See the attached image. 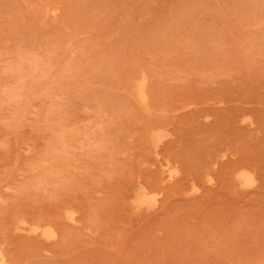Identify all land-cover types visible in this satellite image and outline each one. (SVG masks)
<instances>
[{
	"label": "rangeland",
	"instance_id": "374dc122",
	"mask_svg": "<svg viewBox=\"0 0 264 264\" xmlns=\"http://www.w3.org/2000/svg\"><path fill=\"white\" fill-rule=\"evenodd\" d=\"M79 2L85 6H79ZM98 2L101 4L98 5L97 0H77V2L75 0H0V89L3 92L0 91V136L5 137L0 138V237H2L0 264L4 261V264H45V262L67 264L68 260L69 264L72 262L74 264H264V0H98ZM76 4L78 7L74 6ZM206 6L209 7L208 10ZM85 10L86 17L89 16L87 22V18L84 20ZM72 13L78 14L72 16ZM82 14L84 16H81ZM77 22L83 24L80 23L77 27ZM166 23L169 25H166L168 29L163 26ZM53 26L59 30L55 31L54 28L59 35L55 36L54 31H51ZM157 27H160V30ZM167 31H170L168 32L170 35ZM62 36L67 38L63 37L64 40H61ZM148 46L154 50L158 49L152 51ZM81 49L84 51L82 52ZM42 51L46 53L42 55ZM153 52H156L154 55L156 58ZM163 53L165 56L162 57ZM23 55L27 57L29 55L31 58H24ZM20 56L23 58L20 59ZM76 56L80 57L79 60ZM160 57L164 58V62ZM73 58L74 61H71ZM8 60L11 67L6 63ZM10 61L14 66L17 63L16 66H12ZM153 64H157L158 68ZM6 65L8 68L3 67ZM64 65H67L66 68ZM23 69L29 74L23 73ZM56 69L57 72L60 70L58 73L62 78L67 76V80L58 77L60 75L57 74ZM66 70L71 72H69L70 78ZM15 74L26 75V78ZM53 75L57 77L56 80H60L53 79L55 80L53 81ZM17 80L18 83H15ZM38 80L40 85L42 86L43 83L44 86L42 89L38 85L41 90H37L38 87L34 86L39 84ZM31 86H34L37 92ZM19 90L23 95L16 92ZM17 98L20 100L18 101ZM99 117L107 120L103 121ZM149 120L151 121L148 123ZM98 123L107 127L100 128L97 126ZM112 125L113 128L115 126L114 129ZM108 134L114 138L111 139V135ZM109 139H111L110 143L107 141ZM87 143L90 145H86ZM60 148L66 152L62 153ZM61 153L65 157H62ZM101 157H104L103 161ZM96 159H99L100 164ZM28 161L30 167L26 164ZM50 162L55 163L52 166ZM55 164H59L58 167L61 165L62 170H59ZM73 165H76L75 168ZM104 165L107 169L103 167ZM234 165L237 166L234 168ZM98 167L105 168L106 171L104 169L101 171ZM223 169L228 173L222 171ZM245 171L252 177L251 180L247 179L249 176ZM215 176L217 178H214ZM159 178L162 183L165 180L163 185L159 184L161 183ZM249 180H253L252 183ZM38 182L39 185L41 184L40 187L37 185ZM59 185L66 188L62 189L61 186L59 188ZM67 186L70 189H67ZM151 186L155 190L151 189ZM163 187L165 188L162 189ZM56 188L62 191L58 192ZM173 188H176V191L172 190ZM258 190L261 194H258ZM168 193H171L170 199L166 198ZM180 200L182 203L179 202ZM91 211L93 214H89L92 213ZM69 214L75 220H72ZM166 221L167 225H165ZM155 229H158V232H154ZM146 231L149 233L146 234ZM4 238H7V243ZM40 238L43 242H40L38 247L36 243L41 241ZM29 243L35 244L32 247L37 246L39 249L41 245V251L37 249L40 252L38 254H44V260L41 261L43 257H35L38 254L35 248L32 250ZM72 246L77 249H74L76 254L73 248L70 249L73 255L68 252ZM27 248H29V254L27 253L29 257L25 256ZM128 248L130 251H127ZM56 251L65 254L61 256L63 261L69 259L63 262ZM31 256L35 257L34 262Z\"/></svg>",
	"mask_w": 264,
	"mask_h": 264
},
{
	"label": "bare ground",
	"instance_id": "6f19581e",
	"mask_svg": "<svg viewBox=\"0 0 264 264\" xmlns=\"http://www.w3.org/2000/svg\"><path fill=\"white\" fill-rule=\"evenodd\" d=\"M106 1H107V0H106ZM124 1H125V0H124ZM135 1H136V0H135ZM148 1H149V0H148ZM68 2H69V1H68ZM75 2H77V0H75ZM90 2H91V1H90ZM104 2H105V1H104ZM119 2H121V1H119ZM126 2H128V1H126ZM131 2H132V1H131ZM72 3H73V2H72ZM80 3H81V2H79V6H80V5L82 6V4H80ZM92 3H94V2H92ZM98 3L101 4V3L98 2V0H97V4H98ZM122 3H123V2H122ZM138 3H139V1H138ZM147 3H148V2H147ZM40 4H41V3H40ZM68 4H69V3H68ZM99 4H98V5H99ZM103 4H104V3H103ZM105 4H106V3H105ZM117 4H118V3H117ZM120 4H121V3H120ZM126 4L128 5V3H126ZM129 4H130V3H129ZM134 4H136V2H135ZM42 5H44V4H42ZM130 5H132V3H131ZM130 5H129V6H130ZM141 5H143V4H141ZM141 5H140V6H141ZM71 6H72V5H71ZM74 6H77V7H78V4H76V5H74ZM74 6H73V7H74ZM83 6H85V5H83ZM83 6H82V7H83ZM94 6H95V3H94ZM116 6H118V5H116ZM143 6H144V5H143ZM45 7H46V6H45ZM130 7L132 8V6H130ZM144 7H145V6H144ZM84 8H85V7H84ZM97 8H98V7H97ZM112 8H114V7H112ZM140 8H141V7H140ZM207 8L209 9V7L206 6V9H207ZM38 9H39V8H38ZM75 9H77V8H75ZM85 9H87V8H85ZM100 9H101V8H100ZM135 9H136V8H135ZM137 9H138V7H137ZM208 9H207V10H208ZM69 10H70V9H69ZM107 10H108V9H107ZM107 10H106V11H107ZM119 10H120V9H119ZM142 10H143V9H142ZM145 10H146V9H145ZM204 10H205V9H204ZM70 11H71V10H70ZM80 11H81V9H80ZM98 11H100V10H98ZM131 11H132V10H131ZM134 11H135V10H134ZM252 11H253V10H252ZM45 12H46V11H45ZM77 12H79V11H77ZM84 12H85L84 15L87 14V13H86V12H87L86 10H85ZM100 12H101V11H100ZM51 13H52V12H51ZM80 13H81V12H80ZM80 13H79V15H80ZM82 13H83V12H82ZM117 13H118V12H117ZM132 13H133V12H132ZM136 13H137V11H136ZM52 14H53V13H52ZM72 14H73L72 16H75V15L78 14V13H76L75 15H74V13H72ZM109 14H110V12H109ZM109 14H108V15H109ZM252 14H253V13H252ZM254 14H255V13H254ZM256 14H257V12H256ZM256 14H255V16H256ZM68 15H69V14H68ZM79 15H78V16H79ZM84 15L82 14L81 16H84ZM108 15H107V17H108ZM78 16H77V17H78ZM81 16H79V17H81ZM104 16H105V15H104ZM77 17H76V18H77ZM79 17H78V18H79ZM107 17H105V18H107ZM110 17H111V16H110ZM69 18H71V17H69ZM69 18H68V19H69ZM85 18H87V19H86V22H87L89 16L86 17V15H85V16H84V20H85ZM250 18H251V17H250ZM74 19H75V18H74ZM253 19H254V17H253ZM70 20H72V19H70ZM78 20H79V19H78ZM81 20L84 21L83 19H81ZM254 20H255V19H254ZM72 21H73V20H72ZM72 21H70V22H71V23H74V22H72ZM74 21H75V20H74ZM79 21H80V20H79ZM115 21H116V20H115ZM88 22H89V21H88ZM128 22H129V21H128ZM128 22H126V23H128ZM77 23H78V22H77ZM80 23L83 24V22H80ZM80 23H78L77 27L79 26ZM96 23H97V22H96ZM113 23H114V22H113ZM255 23H257V21H255ZM75 24H76V23H75ZM85 24H86V23H85ZM94 24H95V23H94ZM124 24H125V23H124ZM113 25H114V24H113ZM166 25H167V23H166L165 25H163V26H165V27L169 26V25H167V26H166ZM73 26H74V25H73ZM80 26H81V25H80ZM83 26H85V25H83ZM75 27H76V25H75ZM122 27H123V26H122ZM124 27H125V26H124ZM161 27H162V26H161ZM171 27H172V26H170V28H171ZM54 28L56 29V27L53 26V28H52L53 30H51V31H54ZM60 28L62 29V27H60ZM60 28H59V29H60ZM85 28H87V27H85ZM91 28H94V27H91ZM91 28H90V29H91ZM108 28H110V27H108ZM157 28H158V27H157ZM159 28H160V27H159ZM159 28H158V29H159ZM162 28H163V27H162ZM126 29H127V27H126ZM167 29H168V27H167ZM75 30H76V28H75ZM106 30H107V29H106ZM143 30H144V29H143ZM159 30H160V29H159ZM165 30H166V28H165ZM253 30H254V29H253ZM55 31H59V30L56 29ZM55 31H54L53 33H54L55 36H56V34H58V33H56ZM62 31H63V30H62ZM76 31H77V30H76ZM96 31H97V30H96ZM163 32H164V31H163ZM168 32H170V31H167V33H168ZM76 33H78V31H77ZM161 33H162V32H161ZM161 33H159V34H161ZM172 33H173V32H172ZM143 34H144V33H143ZM168 34H169V33H168ZM173 34H174V33H173ZM58 35H59V34H58ZM61 35H63V34L61 33ZM73 35L75 36V34H73ZM169 35H170V34H169ZM66 36H67V35H66ZM165 36L167 37L168 35L165 34ZM172 36H174V35H172ZM63 37H64V36H62L60 39H61V40H62V39L64 40L65 37H64V38H63ZM168 37H169V36H168ZM66 38H67V37H66ZM66 38H65V39H66ZM69 38H70V37H69ZM69 38H68V39H69ZM171 38H172V37H171ZM175 38H176V36H175ZM169 39H170V37H169ZM150 40H152V39H150ZM155 40H156V39H155ZM167 40H168V39H167ZM173 40H175V39H173ZM51 41L54 42V40H52V39H51ZM51 41H50V42H51ZM55 41H56V40H55ZM57 41H58V39H57ZM69 41H70V40H69ZM69 41H68V43H69ZM73 41H74V40H73ZM73 41H72V42H73ZM168 41H169V40H168ZM168 41H166L165 43L167 44ZM175 41H176V40H175ZM52 42H51V43H52ZM62 42L64 43L65 41H62ZM66 42H67V41H66ZM70 42H71V41H70ZM74 42H75V41H74ZM74 42H73V43H74ZM149 42H151V41H149ZM153 42H154V40H153ZM157 42H159V41L157 40ZM54 43H55V42H54ZM155 43H156V42H155ZM159 43H160V42H159ZM171 43H172V42H171ZM176 43H177V42H176ZM83 44H84V43H83ZM86 44H87V43H86ZM89 44H90V42H88V45H89ZM160 44H161V43H160ZM169 44H170V43H169ZM52 45H53V44H52ZM148 45H149V44H148ZM150 45H153V44H150ZM174 45H175V44H174ZM174 45H173V46H174ZM36 46H38V45H36ZM39 46H40V45H39ZM60 46H61V45H60ZM83 46H84V45H83ZM170 46H171V45H170ZM51 47H52V46H51ZM51 47H50V48H51ZM54 47H55V49H56V46H54ZM58 47H59V46H58ZM61 47H63V44H62ZM70 47H71V45H70ZM84 47H85V46H84ZM84 47H83V48H84ZM87 47H88V46H87ZM148 47H149V46H148ZM148 47H147V48H148ZM154 47H155V46H154ZM167 47H168V46H167ZM65 48H66V47H65ZM90 48H91V47H90ZM94 48H95V47H94ZM149 48H150V47H149ZM169 48H170V47H169ZM183 48H184V47H183ZM40 49H41V48H40ZM51 49H52V48H51ZM91 49H93V48H91ZM91 49H90V50H91ZM150 49H151V48H150ZM150 49H149V50H150ZM156 49H158V48H156ZM156 49H155V50H156ZM160 49H161V48H160ZM184 49H187V47L184 48ZM18 50H19V49H18ZM22 50H23V49H22ZM47 50H48V49H46V51H47ZM90 50H89V51H90ZM93 50H94V49H93ZM151 50L153 51L154 49H151ZM155 50H154V51H155ZM161 50H162V49H161ZM168 50H169V49H168ZM64 51H65V50H64ZM67 51H68V50H67ZM81 51L83 52L84 50L81 49ZM86 51H87V50H86ZM91 51H92V50H91ZM144 51H145V50H144ZM159 51H160V50H159ZM78 52H79V51H78ZM87 52H88V51H87ZM92 52H94V51H92ZM149 52H151V51H149ZM157 52H158V51H157ZM45 53H46V52H45ZM45 53H43V51H42L41 54L44 55ZM68 53H69V52H68ZM70 53H71V52H70ZM140 53H142V52H140ZM155 53H156V52H155ZM155 53H154V52L152 53L153 56L155 55ZM158 53H159V52H158ZM166 53H167V52H166ZM183 53H184V52H183ZM186 53H187V52H186ZM22 54H24V53H22ZM41 54H40V56H41ZM54 54H55V53H54ZM75 54H76V53H75ZM189 54H190V53H189ZM76 55H77V54H76ZM78 55H79V53H78ZM78 55H77V56H78ZM81 55H82V54H81ZM184 55H185V54H184ZM31 56H33V55L31 54ZM34 56H35V55H34ZM52 56H53V55H52ZM74 56H75V55H74ZM77 56H76V57H77ZM144 56H145V55H144ZM153 56H152V57H153ZM159 56H160V55H159ZM163 56H165L164 53H163L162 57H163ZM167 56H169V55H167ZM20 57H21V56H20ZM23 57L25 58V57H27V55H26V56L23 55ZM23 57H21L20 59H22ZM28 57H29V55H28ZM28 57H27V58H28ZM35 57H36V56H35ZM35 57H34V58H35ZM59 57H60V56H59ZM65 57H66V56H65ZM148 57H150V56H148ZM191 57H192V55H191ZM11 58H12V57H11ZM29 58H31V57H29ZM45 58L48 59V58H50V56H49L48 58H47V57H45ZM53 58H54V57H53ZM77 58H78V60H79L80 57H77ZM89 58H91V57H89ZM143 58H144V57H143ZM145 58H146V57H145ZM154 58H156V57L154 56ZM157 58L159 59V57H157ZM160 58H161V57H160ZM188 58H190V56H189ZM12 59H13V58H12ZM12 59H11V60H12ZM46 59H45V60H46ZM60 59H61V58H60ZM66 59H67V58H66ZM69 59H70V58H69ZM146 59H147V58H146ZM161 59L163 60L164 58H161ZM15 60H16V62H17V59H15ZM23 60H24V59H23ZM29 60H30V59H29ZM35 60H36V59H35ZM48 60H49V59H48ZM56 60H57V59H56ZM61 60H65V59H61ZM72 60L74 61V58L71 59V61H72ZM152 60H153V59H151V61H152ZM186 60H187V59H186ZM191 60H192V58H191ZM4 61H5V59H4ZM24 61H25V60H24ZM37 61H38V60H37ZM39 61H40V59H39ZM57 61H58V60H57ZM75 61H76V60H75ZM144 61H145V60H144ZM156 61H157V60H156ZM156 61H155V62H156ZM159 61H160V60H159ZM192 61H193V60H192ZM1 62H3V61H1ZM8 62H9V60H8L6 63H8ZM10 62H11V61H10ZM13 62H14V61H13ZM16 62H15V63H16ZM22 62H23V61H22ZM40 62H41V61H40ZM58 62H59V61H58ZM76 62H77V61H76ZM146 62H148V61H146ZM153 62H154V61H153ZM153 62H152V63H153ZM163 62H164V60H163ZM188 62H189V61H188ZM188 62H187V63H188ZM190 62H191V61H190ZM4 63H5V62H4ZM11 63H12V62H11ZM23 63H24V62H23ZM26 63H28V62H27V59H26ZM32 63H34V62H32ZM36 63H37V62H36ZM45 63H47V62H45ZM77 63H78V62H77ZM80 63H81V62H80ZM144 63H145V62H144ZM152 63H151V64H152ZM8 64H9V63H8ZM8 64H7V65H8ZM16 64H17V63H16ZM16 64H15V66H16ZM21 64H22V63H21ZM43 64H44V63H43ZM53 64H54V63H53ZM63 64H64V62H63ZM65 64H66V63H65ZM70 64H72V63H70ZM73 64H74V62H73ZM78 64H79V63H78ZM145 64H146V63H145ZM4 65H5V64H4ZM7 65H6V66H3V67H7ZM10 65H11V64H9L8 67H9ZM25 65H26V64H24V66H25ZM28 65H29V64H28ZM28 65H27V66H28ZM37 65H38V64H37ZM37 65H35V68H36V69H37V67H36ZM39 65H40V64H39ZM153 65H154V64H153ZM158 65H159V64H158ZM188 65H189V64H188ZM1 66H2V65H1ZM12 66H14L13 63H12ZM15 66H14V67H15ZM18 66H19V65H18ZM24 66L22 65V67H24ZM27 66H26V68H27ZM51 66H52V65H51ZM59 66H60V65H59ZM59 66H57V67H59ZM65 66H67V65H64V67H65ZM70 66H72V65H70ZM154 66L157 67V64L154 65ZM8 67H7V68H8ZM10 67H11V66H10ZM42 67H43V66H42ZM134 67H135V65H134ZM146 67H147V66H146ZM189 67H190V66H189ZM1 68H2V67H1ZM29 68H30V67H29ZM35 68H34V69H35ZM49 68H53V67H49ZM59 68H60V67H59ZM65 68H66V67H65ZM67 68H69V67H67ZM72 68H74V66H73ZM136 68H137V67H136ZM136 68H135V69H136ZM157 68H158V67H157ZM157 68H156V69H157ZM185 68H186V67H185ZM203 68H204V67H203ZM9 69H10V68H9ZM15 69H16V68H15ZM17 69H18V68H17ZM19 69H20V68H19ZM21 69H22V68H21ZM27 69H28V68H27ZM27 69H26V70H27ZM32 69H33V68H32ZM32 69H31V72H33ZM44 69H45V67H44ZM57 69H58V68H57ZM57 69H56V72H57ZM69 69H70V68H69ZM132 69H133V68H132ZM148 69L150 70L151 68H149V66H148ZM12 70H13V68H12ZM23 70H24V69H23ZM23 70H22V71H23ZM53 70H54V73H55V68H54ZM153 70H155V69L153 68ZM157 70H158V69H157ZM207 70H208V69H207ZM8 71H9V70H8ZM14 71H15V70H14ZM14 71H13V72H14ZM17 71H18V70H17ZM59 71H60V70H58V72H59ZM75 71H76V70H75ZM151 71H152V69H151ZM208 71H210V70H208ZM3 72H4V71H3ZM10 72H12V71H10ZM28 72H30V71H28ZM37 72H39V71L37 70ZM41 72H42V71H41ZM58 72H57V74H59ZM63 72H64V70H63ZM66 72L68 73V76H69V72H70V71H67V70H66ZM210 72H212V71H210ZM223 72H224V71H223ZM19 73H21V71H20ZM23 73H25V70L23 71ZM35 73H36V72H35ZM43 73H44V72H43ZM46 73H47V72H46ZM48 73H49V72H48ZM52 73H53V72H52ZM52 73H49V74H52ZM61 73H62V71H61ZM70 73H71V72H70ZM154 73H155V72H154ZM157 73L159 74V72H157ZM201 73L204 74L202 71H201ZM11 74H12V73H11ZM25 74H29V73H27V71H26ZM30 74H31V73H30ZM55 74H56V73H55ZM55 74H54V75H55ZM62 74H63V73H62ZM147 74H148V73H147ZM202 74H201V75H202ZM208 74H209V72H208ZM223 74H224V73H223ZM15 75H16V74H15ZM21 75H22V74H21ZM21 75L17 74L16 76H20V77L25 76V78H26V75H23V76H21ZM54 75H53L52 80L55 79V78H57V77H54ZM59 75H60V74H59ZM135 75H136V73H135ZM173 75H174V74H173ZM204 75H205V74H204ZM210 75H211V74H210ZM212 75H213V74H212ZM11 76H12V75H11ZM27 76H29V75H27ZM36 76H37V74H36ZM63 76H64V74H63ZM72 76H73V75H72ZM157 76H158V75H157ZM214 76H215V75H214ZM20 77H19V78L14 77V78H16V79H22V78H20ZM37 77H38V76H37ZM46 77H48V76H46ZM58 77H61V75L58 76ZM66 77H67V76H66ZM66 77L64 76V78H66ZM70 77H71V76H69L68 78H70ZM200 77H202V76H200ZM61 78H62V77H61ZM64 78H62V80H64ZM203 78H206V77H203ZM34 79H36V78H34ZM38 79H40V78L38 77ZM41 79H42V78H41ZM43 79H44V78H43ZM177 79L179 80V78H177ZM201 79H202V78H201ZM55 80H56V79H55ZM55 80H53V81H55ZM57 80H58V79H57ZM57 80H56V81H57ZM59 80H60V79H59ZM59 80H58V81H59ZM66 80H67V78H66ZM66 80H65L64 82H66ZM68 80H69V79H68ZM210 80H211V78H210ZM34 81H35V80H34ZM147 81H148V80H147ZM151 81H152V80H151ZM201 81H202V80H201ZM206 81H208V78L206 79ZM206 81H205V82H206ZM29 82H30V81H29ZM38 82H39V80H38ZM45 82H46V81H45ZM47 82H48V81H47ZM47 82H46V83H47ZM149 82H150V81H149ZM15 83H18V80H17V82H15ZM15 83H14V84H15ZM26 83H27V82H25V84H26ZM32 83H34V82H31V84H32ZM35 83H36V82H35ZM41 83H42V82H41ZM139 83H140V82H139ZM147 83H148V82H147ZM27 84H28V83H27ZM53 84H54V83H53ZM141 84H142V83H141ZM143 84H145V83H143ZM36 85H37V86H36ZM38 85H40V82H39V84H34L35 88H37ZM45 85H46V84H45ZM139 85H140V84H139ZM148 85H149V84H148ZM148 85H147V86H148ZM153 85H154V84H153ZM7 86H8V85H7ZM10 86H11V85H10ZM20 86H21V85H20ZM23 86H24V83H23ZM34 86H33V87L31 86V87L35 90ZM40 86H41V85H40ZM42 86H43V83H42ZM42 86H41V88H42ZM5 87H6V86H5ZM13 87L17 88V86H14V85H13ZM28 87H29V85H28ZM43 87H44V86H43ZM15 88H14V89H15ZM41 88L38 87L37 90H41ZM147 88H148V87H147ZM11 89H12V88H11ZM17 89H18V88H17ZM42 89H43V88H42ZM156 89H157V87H156ZM4 90H5V89H4ZM6 90H7V88H6ZM0 91H1V89H0ZM35 91H36V90H35ZM46 91H47V90H45V92H46ZM151 91H152V90H151ZM1 92H2V91H1ZM5 92L8 93V91H5ZM16 92H19V94H22V93H20V92H22V91H20V90H19V91H16ZM36 92H37V91H36ZM49 92H50V91H49ZM147 92H148V90H147ZM2 93H3V92H2ZM9 93H10V92H9ZM14 94H15V91H14ZM9 95L11 96V94H9ZM12 95H13V94H12ZM17 95H18V94H17ZM22 95H23V94H22ZM22 95H21V97H22ZM149 95H151V94H149ZM156 95H157V94H156ZM153 96H154V95H152V97H153ZM18 97H20V95H19ZM76 98H78V97L76 96ZM7 99H8V98H7ZM9 99H10V98H9ZM9 99H8V100H9ZM15 99H16V98H15ZM17 99H18V101L20 100V98H17ZM149 99H150V98H149ZM147 100H148V99H147ZM16 101H17V100H16ZM152 101H153V100H152ZM10 102H11V101H10ZM56 102H59V101H56ZM74 102H75V101H74ZM135 102H136V101H135ZM60 103H61V102H60ZM50 104H51V103H50ZM53 104H55V103L53 102ZM149 104H150V103H149ZM57 105H58V104H57ZM64 105H65V103H64ZM96 105L98 106V104H96ZM55 106H56V104H55ZM59 106H60V105H59ZM93 106H94V105H93ZM93 106H92V107H93ZM244 106H245V105H244ZM50 107H52V106H50ZM50 107H48V108L51 109ZM60 107H61V106H60ZM60 107H59V108H60ZM92 107H91V108H92ZM48 108H47V109H48ZM55 108H56V107H55ZM57 108H58V107H57ZM99 108H100V107H99ZM158 108H159V107H158ZM158 108H157V109H158ZM231 108H233V107H231ZM49 109H48V111H49ZM61 109H62V107H61ZM82 109H84V108L82 107ZM87 109H88V108H87ZM87 109H86V110H87ZM243 109H244V108H243ZM51 110H52V109H51ZM63 110H64V109H63ZM89 110H90V109H89ZM155 110H156V109H155ZM48 111H47V112H48ZM52 111H53V110H52ZM87 111H88V110H87ZM87 111H86V112H87ZM90 111H91V110H90ZM96 111H97V110H96ZM159 111H160V110H159ZM49 112L51 113V111H49ZM97 112H98V111H97ZM97 112H96V114H97ZM99 112H100V111H99ZM101 112H102V111H101ZM62 113H63V112H62ZM157 113H159V112H157ZM161 113H162V112H161ZM170 113H171V112H170ZM195 113H197V111H196ZM47 114H48V113H47ZM164 114H165V112H164ZM154 115H155V114H154ZM158 115H159V114H158ZM166 115H167V113H166ZM190 115H192V114H190ZM193 115H194V114H193ZM55 116H56V115H55ZM95 116H96V115H95ZM100 116H101V113H100ZM102 116L104 117V115H102ZM169 116H170V115H169ZM186 116H187V115H186ZM205 116H207V115H205ZM49 117H50V116H49ZM56 117H57V116H56ZM93 117H94V116H93ZM145 117H146V116H145ZM187 117H189V115H188ZM244 117H245V116H244ZM244 117H243V118H244ZM99 118H100V117H99ZM105 118H106V117H105ZM158 118H160V116H158ZM158 118H157V120H158ZM195 118H196V117H195ZM53 119H54V118H53ZM100 119L103 120V121L107 120V119H103V118H100ZM110 119H111V118H110ZM172 119H173V118H172ZM182 119H183V118H182ZM190 119H191V118H190ZM57 120H60V119H57ZM85 120H86V119H85ZM111 120H112V119H111ZM145 120H146V119H145ZM154 120H156V119L154 118ZM159 120H160V119H159ZM163 120H164V119H163ZM170 120H171V119H170ZM174 120H175V119H174ZM178 120H179V119H178ZM186 120H187V119H186ZM61 121H62V120H61ZM83 121H84V120H83ZM90 121H91V120H90ZM99 121H100V120H99ZM150 121H151V120H149L148 123H149ZM161 121H162V119H161ZM109 122H110V121H109ZM115 122H117V121H114V123H115ZM217 122H218V121H217ZM60 123H61V122H60ZM103 123H104V122H102V124H103ZM112 123H113V122H112ZM169 123H170V122H169ZM177 123H178V121H177ZM195 123H196V122H195ZM79 124H80V123H79ZM79 124H78V125H79ZM94 124H96V123H94ZM106 124H107V123H106ZM109 124H110V123H109ZM144 124H145V123H144ZM184 124H185V122H184ZM58 125H59V124H58ZM74 125H75V124H74ZM107 125H108V124H107ZM160 125H161V124H160ZM164 125H165V124H164ZM166 125H167V124H166ZM172 125H173V124H172ZM245 125H246V124H245ZM92 126H93V125H92ZM94 126H95V125H94ZM97 126H99L100 128H102L101 126H105V125H100V124L98 123ZM116 126H117V125H116ZM174 126H175V125H174ZM181 126H183V125H181ZM84 127H86V126H84ZM105 127H107V126H105ZM105 127H104V128H105ZM111 127L113 128V125H112ZM118 127H119V126H118ZM120 127H121V126H120ZM120 127H119V128H120ZM175 127H176V126H175ZM183 127H185V126H183ZM69 128H70V127H69ZM69 128H68V129H69ZM72 128H73V126H72ZM95 128H97V127H95ZM95 128H94V129H95ZM112 128H111V129H112ZM114 128H115V126H114ZM114 128H113V129H114ZM168 128H169V127H168ZM173 128H174V127H173ZM181 128H182V127H181ZM185 128H186V127H185ZM50 129H51V127H50ZM64 129H65V128H64ZM90 129H91V128H90ZM97 129H98V128H97ZM141 129H142V128H141ZM169 129H170V128H169ZM202 129H203V128H202ZM66 130H67V129H66ZM80 130H81V129H80ZM92 130H93V129H92ZM103 130H104V129H102V131H103ZM144 130H145V129H144ZM231 130H232V129H231ZM94 131H95V130H94ZM98 131H99V130H98ZM116 131H117V129H116ZM178 131H179V129H178ZM54 132H55V131H54ZM56 132H57V131H56ZM69 132H70V131H69ZM100 132H101V131H100ZM114 132H115V131H114ZM77 133H78V131H77ZM91 133H92V132H91ZM93 133H94V132H93ZM101 133H102V132H101ZM105 133H106V132H105ZM105 133H103V134H105ZM180 133H181V132H180ZM180 133H179V134H180ZM195 133H196V132H195ZM57 134H58V133H57ZM94 134H95V133H94ZM103 134H101V135H103ZM111 134H112V133H111ZM111 134H108V135H111ZM145 134H146V133H145ZM145 134H144V135H145ZM59 135H60V134H59ZM61 135H62V131H61ZM78 135H79V134H78ZM84 135H85V133H84ZM108 135H107V136H108ZM71 136H73V134H71ZM85 136H86V135H85ZM138 136H139V135H138ZM169 136H170V135H169ZM176 136H177V135H176ZM1 137L3 138L4 136H0V138H1ZM51 137H52V135H51ZM92 137H93V136H92ZM94 137H95V136H94ZM94 137H93V138H94ZM111 137H112V138H111ZM142 137H143V135H142ZM142 137H141V138H140V137H136V139H137V138H138V139H139V138L142 139ZM180 137H181V134H180ZM4 138H5V137H4ZM61 138H63V137H61ZM72 138H73V137H72ZM89 138H90V137H89ZM107 138H108V137H107ZM110 138L113 139L114 136L111 135ZM169 138H170V137H169ZM111 139H109V140H107V141H109V143H110ZM146 139H147V138H146ZM47 140H48V139H47ZM50 140H51V138H50ZM75 140H76V139H75ZM90 140H91V139H90ZM100 140H101V139H100ZM102 140H104V139L102 138ZM144 140H145V139H144ZM166 140H167V139H166ZM172 140H173V139H172ZM44 141H46V140H44ZM59 141H62V140H59ZM76 141H77V140H76ZM86 141H88V140H86ZM96 141H97V140H96ZM105 141H106V140H105ZM145 141H146V140H145ZM162 141H163V140H162ZM164 141H165V139H164ZM8 142H9V141H8ZM8 142H7V143H8ZM97 142H98V141H97ZM103 142H104V141H102V143H103ZM140 142H141V141H140ZM150 142H151V141H150ZM47 143H48V142H47ZM57 143L59 144L58 141H57ZM62 143H63V142H62ZM94 143H95V142H94ZM100 143H101V142H100ZM107 143H108V142H107ZM138 143H139V142H138ZM147 143H148V141H147ZM50 144H51V142L48 144V146H49ZM66 144H67V142L65 143V145H66ZM77 144H81V142H80V143L77 142ZM95 144H97V143H95ZM158 144L160 145V143H158ZM158 144H157V145H158ZM167 144H168V142H167ZM184 144H185V143H184ZM60 145H61V144H60ZM65 145H64V148L66 147ZM86 145H88V143H87ZM89 145H90V144H89ZM89 145H88V146H89ZM91 145H92V144H91ZM103 145H104V143H103ZM103 145H102V146H103ZM108 145H109V144H108ZM116 145H117V144H115V146H116ZM140 145L142 146L141 148H143V145H142V144H140ZM159 145H158V146H159ZM163 145H164V144H163ZM175 145H176V143H175ZM256 145H257V144H256ZM42 146H43V145H42ZM84 146H85V145H84ZM98 146L100 147V144H99ZM102 146H101V147H102ZM104 146H105V145H104ZM104 146H103V148H104ZM118 146H119V145H118ZM118 146H117V147H118ZM147 146H148V145H147ZM169 146H170V145H169ZM173 146H174V145H173ZM7 147H8V145H7ZM45 147H46V146H45ZM45 147H44V148H45ZM53 147H54V146H53ZM70 147H72V146H70ZM85 147H86V146H85ZM92 147H93V146H92ZM94 147H96V146H94ZM107 147H108V146H107ZM170 147H171V146H170ZM181 147H182V145H181ZM255 147H256V146H255ZM87 148H88V147H87ZM111 148H112V147H111ZM113 148H114V146H113ZM237 148H238V147H237ZM73 149H76V148L73 147ZM90 149H91V148H90ZM107 149H108V148H106V150H107ZM109 149H110V147H109ZM119 149H121V148L119 147ZM122 149H123V148H122ZM145 149H146V148H145ZM152 149H153V148H152ZM154 149H155V148H154ZM163 149H164V148H163ZM175 149H176V148H175ZM182 149H183V148H182ZM5 150H7V149H5ZM9 150H10V149H9ZM31 150H32V149H31ZM56 150H57V149H56ZM60 150H62V148H60ZM79 150H80V149H79ZM87 150H88V149H87ZM91 150H92V149H91ZM94 150H95V149H94ZM97 150H99V149H97ZM111 150L114 151L113 149H111ZM111 150H108V152H109V151L111 152ZM117 150H118V149H117ZM117 150H116V151H117ZM142 150H143V149H142ZM150 150H151V149H150ZM170 150H171V148H170ZM172 150H174V149H172ZM179 150H180V149H179ZM7 151H8V150H7ZM7 151H6V152H7ZM48 151H49V150H48ZM51 151H52V150H51ZM53 151H54V150H53ZM62 151H63V150H62ZM89 151H90V150H89ZM116 151H115V152H116ZM118 151H119V150H118ZM120 151H121V150H120ZM157 151H158V149H157ZM167 151H168V148H167ZM167 151H166V152H167ZM42 152H44V151H42ZM58 152H59V148H58ZM60 152H61V151H60ZM64 152H66V151H63L62 153H64ZM67 152H68V151H67ZM92 152H93V151H92ZM100 152H101V151H100ZM115 152H114V153H115ZM145 152H146V151H145ZM153 152H154V151H153ZM158 152H159V151H158ZM170 152H171V151H170ZM174 152H175V151H174ZM174 152H171V153H174ZM239 152H240V151H239ZM239 152H238V153H239ZM38 153H39V152H38ZM62 153H61L60 155H62ZM116 153H117V152H116ZM160 153H161V152H160ZM171 153H170V154H171ZM42 154H44V153H42ZM45 154H46V152H45ZM45 154H44V155H45ZM54 154H55V153H54ZM66 154H68V153H66ZM70 154H71V153H70ZM86 154H87V152H86ZM96 154H97V153H96ZM108 154H109V153H108ZM117 154H118V153H117ZM117 154H116V155H117ZM153 154H154V153H153ZM164 154H165V153H164ZM239 154H241V153H239ZM242 154H243V153H242ZM4 155H5V153H4ZM44 155H43V156H44ZM89 155H90V154H89ZM93 155H94V154H93ZM144 155H145V154H144ZM165 155H167V154H165ZM171 155H172V154H171ZM183 155H184V154H183ZM243 155H244V154H243ZM63 156H64V154L62 155V157H63ZM82 156H83V155H82ZM85 156H87V155H85ZM153 156H154V155H153ZM155 156H157V155L155 154ZM172 156H173V155H172ZM240 156H241V155H240ZM53 157H54V156H53ZM64 157H65V156H64ZM91 157H92V155H91ZM94 157H95V156H94ZM98 157H99V156H98ZM118 157H119V156H118ZM182 157H184V156H182ZM7 158H8V157H7ZM51 158H52V157H51ZM54 158H55V157H54ZM87 158H89V157H87ZM103 158H104V157H103ZM103 158L101 157L102 161H103ZM106 158H107V157H106ZM106 158H105V159H106ZM120 158H121V157H120ZM243 158H244V157H243ZM250 158H251V157H250ZM44 159H45V156H44ZM52 159H53V158H52ZM59 159H60V158H59ZM101 159H100V160H101ZM107 159H108V158H107ZM112 159H113V158H112ZM114 159H115V157H114ZM177 159H178V157H177ZM180 159H181V158H180ZM38 160H40V159H38ZM41 160H42V159H41ZM48 160H49V159H48ZM48 160H45V161H48ZM54 160H55V159H54ZM65 160H66V159H65ZM96 160H97V159H96ZM98 160H99V159H98ZM98 160H97V161H98ZM115 160H117V159H115ZM159 160H161V159H159ZM174 160H175V159H174ZM232 160H233V159H231V162H232ZM45 161H44V162H45ZM56 161H58V159H57ZM88 161H89V160H88ZM88 161H87V163H88ZM92 161H93V160H92ZM102 161H101V162H102ZM111 161H113V160H111ZM149 161H150V160H149ZM184 161H185V160H184ZM219 161H220V160H219ZM245 161H246V160H245ZM38 162H39V161H38ZM75 162H76V161H75ZM81 162H82V161H81ZM98 162H99V161H98ZM114 162H115V161H114ZM147 162H148V161H147ZM207 162H208V161H207ZM239 162H240V161H239ZM242 162H243V161H242ZM30 163H31V162H30ZM36 163H37V162H36ZM54 163H55V162H54ZM54 163H52V164H54ZM63 163H64V162H63ZM106 163H108V161H107ZM149 163H150V162H149ZM173 163H174V162H173ZM204 163H206V161H205ZM26 164H28V166H29V161H28ZM50 164H51V162H50ZM50 164H49V165H50ZM52 164H51V165H52ZM56 164H57V162H56ZM56 164H55V165H56ZM60 164H61V163H60ZM73 164H74V163H73ZM75 164H77V163H75ZM81 164H82V163H81ZM99 164H100V162H99ZM102 164H103V163H102ZM152 164H153V163H152ZM181 164H182V163H181ZM189 164H190V163H189ZM236 164H237V163H236ZM245 164H247V161L245 162ZM34 165H35V163H34ZM58 165H59V164H58ZM58 165H56V166H57V168H59V170H60V169H61L60 166H61L62 164H61L59 167H58ZM67 165L69 166V164H67ZM67 165H66V166H67ZM107 165H108V164H107ZM137 165H138V164H137ZM159 165H160V164H159ZM159 165H158V167H159ZM219 165H220V164H219ZM231 165H232V164H231ZM242 165H243V164H242ZM31 166H32V165H31ZM36 166H37V164H36ZM40 166H42V165H40ZM46 166H47V165H46ZM52 166H53V165H52ZM68 166H67V167H68ZM73 166H74V165H73ZM75 166H76V165H75ZM75 166H74V168H75ZM84 166H85V165H84ZM97 166H98V165H97ZM150 166H151V165H150ZM152 166H153V165H152ZM183 166H184V165H183ZM203 166H204V165H203ZM223 166H225V165H223ZM226 166H230V165H226ZM235 166H237V165H234V168H235ZM256 166H257V165H256ZM29 167H30V166H29ZM33 167H34V166H33ZM64 167H65V166H64ZM79 167H80V166H79ZM79 167H78V168H79ZM92 167H93V166H92ZM99 167H100V166H99ZM99 167H98V168H99ZM103 167H105V165H104ZM110 167H111V166H110ZM138 167L140 168V165H139ZM146 167H147V165H146ZM181 167H182V166H181ZM230 167H231V166H230ZM257 167H258V166H257ZM52 168H53V167H52ZM52 168H51V169H52ZM54 168H56V167H54ZM57 168H56V169H57ZM68 168H69V167H68ZM74 168H72V169H74ZM89 168H91V167H89ZM105 168H106V167H105ZM105 168H103L104 171H106ZM171 168H173V167H171ZM171 168H170V169H171ZM185 168H186V167H185ZM211 168H212V166H211ZM225 168H226V167H225ZM32 169H33V168H32ZM34 169H35V167H34ZM45 169H46V167H45ZM87 169H88V168H87ZM94 169H95V168H94ZM99 169H100V168H99ZM103 169H100V170L102 171ZM106 169H107V168H106ZM158 169H159V168H158ZM174 169H175V167H174ZM226 169H227V168H226ZM229 169H230V168H229ZM229 169H228V170H229ZM251 169H252V168H251ZM36 170H37V169H36ZM47 170H48V169H47ZM49 170H50V169H49ZM54 170H55V169H54ZM61 170H62V169H61ZM81 170H82V168H81ZM183 170H185V169H183ZM183 170H182V171H183ZM188 170H190V169H188ZM192 170H193V169H192ZM211 170H212V169H211ZM233 170H234V169H233ZM21 171H22V170H21ZM39 171H40V170H39ZM39 171H38V172H39ZM44 171H45V170H44ZM75 171H76V170H75ZM108 171H109V167H108ZM108 171H107V172H108ZM113 171H114V170H113ZM138 171L140 172L139 169H138ZM171 171H172V170H171ZM202 171H204V170H202ZM222 171H225V169H223ZM28 172H30V171H28ZM28 172H27V173H28ZM31 172H32V171H31ZM35 172H36V171H35ZM35 172H34V173H35ZM42 172H43V171H42ZM46 172H47V171H46ZM48 172H49V171H48ZM52 172H55V171H52ZM59 172L62 173V171H59ZM219 172H220V171H219ZM225 172H226V171H225ZM245 172H246V171H245ZM245 172H244V176L246 177V175H248V173L246 172L247 174L245 175ZM24 173H25V172H24ZM32 173H33V172H32ZM36 173H37V172H36ZM156 173H157V172H156ZM158 173H159V172H158ZM158 173H157V174H158ZM184 173H185V172H184ZM201 173H203V172H201ZM214 173H215V172H214ZM226 173H228V171H227ZM260 173H261V172H260ZM57 174L60 175L59 173H57ZM70 174H72V173H70ZM99 174H101V172H100ZM136 174H137V173H136ZM151 174H152V173H151ZM53 175H54V174H53ZM108 175H109V174H108ZM139 175H140V174H139ZM144 175H145V174H144ZM188 175H189V174H188ZM200 175H201V174H200ZM215 175H216V174H215ZM260 175H261V174H260ZM8 176H9V175H8ZM19 176H20V175H19ZM43 176H45V175L43 174ZM47 176H48V175H47ZM47 176H46V177H47ZM63 176H64V175H62V178H63ZM145 176H146V175H145ZM149 176H151V175H149ZM217 176H218V175H217ZM226 176H227V175H226ZM248 176H249V175H248ZM255 176H256V175H255ZM263 176H264V175H263ZM6 177H7V176H6ZM31 177H32V176H31ZM33 177H35V176H33ZM38 177H39V176H38ZM38 177H37V178H38ZM66 177H67V176H66ZM130 177H131V176H130ZM142 177H144V176H142ZM160 177H161V176H160ZM171 177H172V176H171ZM179 177H180V176H179ZM193 177H194V175H193ZM209 177H210V176H208V178H209ZM228 177H229V176H228ZM249 177H250V176H249ZM249 177H248V178L246 177V178L251 180L252 177H250V178H249ZM8 178H9V177H8ZM54 178H55V177H54ZM56 178H57V177H56ZM59 178H61V177H59ZM59 178H58V179H59ZM67 178H69V177H67ZM71 178H72V177H71ZM73 178H74V177H73ZM172 178H173V177H172ZM189 178H190V177H189ZM198 178H199V177H198ZM214 178H217V177L215 176ZM246 178H245V179H246ZM261 178H262V177H261ZM4 179H5V178H4ZM31 179H32V178H31ZM63 179H65V177H64ZM132 179H133V177H132ZM150 179H151V178H150ZM157 179H158V178H157ZM194 179H197V178H194ZM209 179H211V178H209ZM12 180H13V179H12ZM32 180H33V179H32ZM37 180H38V179H37ZM59 180H60V179H59ZM61 180H62V179H61ZM143 180H144V179H143ZM159 180H160V181H159ZM159 180H158L159 182L162 181L161 178H159ZM172 180H173V179H172ZM200 180H201V179H200ZM226 180H228V179H226ZM226 180H225V181H226ZM250 180H249V181H250ZM4 181H5V180H4ZM4 181H2V182L4 183ZM6 181H7V179H6ZM25 181H26V180H24V182H25ZM34 181H35V179H34ZM63 181H64V180H63ZM65 181H66V179H65ZM67 181H69V180H67ZM71 181H72V180H71ZM155 181H156V180H155ZM164 181H165V180H164ZM164 181H163V183H162V182L159 183V182H157V181H156V182L159 183V184H162V185H163V184H164ZM174 181H175V180H174ZM174 181H173V182H174ZM252 181H253V180H252ZM252 181H250V183H252ZM263 181H264V180H263ZM48 182H49V181H48ZM55 182H56V181H55ZM141 182H142V180H141ZM144 182H145V181H144ZM148 182H149V181H148ZM169 182H170V181H169ZM184 182H185V181H184ZM195 182H196V181H195ZM198 182H199V181H198ZM232 182H233V181H232ZM245 182H247V181H245ZM62 183H63V182H62ZM69 183H70V181H69ZM69 183H68V185H69ZM170 183H171V182H170ZM185 183H186V182H185ZM187 183H188V182H187ZM190 183H192V182H190ZM262 183H263V182H262ZM262 183H261V185H262ZM0 184H1V183H0ZM31 184H32V183H31ZM43 184H44V183H43ZM47 184H48V183H47ZM56 184H57V182H56ZM59 184H60V183H59ZM71 184H72V182H71ZM71 184H70V185H71ZM145 184H146V183H145ZM175 184H176V183H175ZM175 184H174V185H175ZM179 184L181 185V183H179ZM201 184H202V183H201ZM221 184H222V182H221ZM223 184H224V183H223ZM34 185H35V184H34ZM37 185H39V182H38ZM64 185H66V184H63V186H64ZM162 185H161V186H162ZM185 185H187V184H185ZM191 185H192V184H191ZM202 185H203V184H202ZM219 185H220V184H219ZM232 185H233V184H232ZM0 186H1V185H0ZM40 186H41V184L39 185V187H40ZM43 186H45V185H43ZM46 186H47V185H46ZM57 186H58V185H57ZM57 186H56V187H57ZM60 186H61V185H59V188H60ZM146 186H147V185H146ZM161 186H160V187H161ZM171 186H172V185H171ZM2 187H3V186H2ZM18 187H19V186H18ZM26 187H27V186H26ZM35 187H36V186H35ZM48 187H49V186H48ZM54 187H55V185H54ZM143 187H144V186H143ZM160 187H159V188H160ZM174 187H176V186H174ZM185 187H186V186H185ZM199 187H200V186H199ZM201 187H202V186H201ZM211 187H212V186H211ZM225 187H226V186H225ZM229 187H231V186H229ZM263 187H264V186H263ZM16 188H17V187H16ZM51 188H52V183H51ZM61 188H62V186H61ZM63 188H66V187H63ZM63 188H62V189H63ZM146 188H148V187H145V189H146ZM159 188H157V189H159ZM164 188H165V187H163L162 189H164ZM166 188H168V187L166 186ZM169 188H171V187L169 186ZM187 188H188V187H187ZM9 189H10V188H8V190H9ZM35 189H36V188H35ZM56 189H57V188H56ZM67 189H70V188H68V186H67ZM122 189H123V188H122ZM125 189H126V186H125ZM149 189H150V187H149ZM151 189L155 190L154 188H152V186H151ZM151 189H150V190H151ZM175 189H176V188H173L172 190L176 191ZM190 189H191V188H190ZM192 189H193V188H192ZM192 189H191V190H192ZM194 189H196V188H194ZM222 189H223V188H222ZM222 189H221V190H222ZM249 189H251V188H249ZM14 190H15V188H14ZM24 190H25V189H24ZM38 190H40V189H38ZM46 190H47V189H46ZM51 190H52V189H51ZM53 190L55 191V188H54ZM53 190H52L51 192H53ZM57 190H58V189H57ZM126 190H127V189H126ZM147 190H148V189H147ZM150 190H149V191H150ZM206 190H207V189H206ZM238 190H239V189H238ZM260 190H261V189H260ZM49 191H50V190H49ZM49 191H48V192H49ZM60 191H62V190L59 189L58 192H60ZM128 191H129V190H128ZM149 191H148V192H149ZM165 191H167V190L165 189ZM197 191H198V190H197ZM207 191H208V190H207ZM209 191H210V190H209ZM223 191H224V190H223ZM55 192H56V191H55ZM145 192H146V191H145ZM172 192H173V191H172ZM188 192H189V191H188ZM211 192H213V191H211ZM214 192H215V191H214ZM214 192H213V193H214ZM236 192H237V191H236ZM238 192H239V191H238ZM258 192H259V190H258ZM151 193H152V192H151ZM160 193H161V192H160ZM207 193H208V195H210L209 192H207ZM224 193H225V192H224ZM249 193H250V192H249ZM25 194H26V193H25ZM29 194H30V193H29ZM36 194H37V193H36ZM44 194H45V193H44ZM46 194H47V193H46ZM129 194H130V193H129ZM153 194H154V193H153ZM157 194H158V193H157ZM169 194H171V193H168V196L166 197L167 199H168V198L170 199V197H169L170 195H169ZM204 194H205V193H204ZM215 194H216V193H215ZM215 194H213V195H215ZM217 194H218V193H217ZM226 194H227V193H226ZM241 194H243V193H241ZM258 194H261V193L259 192ZM262 194H263V193H262ZM30 195H31V194H30ZM61 195H62V194H61ZM61 195H60V196H61ZM174 195H175V194H174ZM174 195H173V196H174ZM25 196H26V195H25ZM28 196H29V195H28ZM43 196H44V195H43ZM181 196H182V195H181ZM187 196H188V195H187ZM230 196H231V195H230ZM241 196H243V195H241ZM245 196H246V195H245ZM261 196H262V195H261ZM261 196H260V197H261ZM2 197H3V196H2ZM57 197H58V195H57ZM192 197H193V196H192ZM200 197H201V195H200ZM200 197H199V198H200ZM254 197H255V195H254ZM263 197H264V195H263ZM23 198H24V197H22V199H23ZM28 198H30V197H28ZM39 198H41V197H39ZM47 198H48V197H47ZM62 198H63V197H62ZM66 198H67V197H66ZM155 198H157V197H155ZM182 198H183V197H182ZM189 198H190V197H189ZM205 198H206V197H205ZM205 198H204V199H205ZM210 198H211V197H210ZM210 198H208V200H209ZM231 198H232V197H231ZM237 198H238V197H237ZM245 198H247V197H245ZM18 199H19V198H18ZM72 199H75V198H72ZM121 199H122V197H121ZM212 199H213V198H212ZM222 199H223V198H222ZM234 199H235V197H234ZM261 199H262V198H261ZM11 200H12V199H11ZM40 200H41V199H40ZM60 200H61V199H60ZM63 200H65V199L63 198ZM156 200H158V199H156ZM181 200H182V199H181ZM181 200L179 201L180 203H182ZM184 200H185V199H184ZM189 200H191V199H189ZM193 200H194V199H193ZM223 200H224V199H223ZM2 201H3V200H2ZM6 201H7V200H6ZM32 201H33V200H32ZM70 201H71V200H70ZM73 201H74V200H73ZM123 201L125 202V200H123ZM158 201H159V200H158ZM235 201H236V200H235ZM245 201H246V200H245ZM262 201H263V200H262ZM4 202H5V201H4ZM4 202H3V203H4ZM61 202H63V201H61ZM68 202H69V201H68ZM71 202H72V201H71ZM179 202H178V203H179ZM223 202H224V201H223ZM226 202H227V201H226ZM233 202H234V201H233ZM238 202H239V201H238ZM249 202H250V201H249ZM58 203H59V202H58ZM143 203H144V202H143ZM178 203H177V204H178ZM180 203H179V204H180ZM194 203H195V202H194ZM212 203H213V202H212ZM236 203H237V202H236ZM259 203H260V202H259ZM1 204H2V203H1ZM8 204H9V203H8ZM56 204H57V203H56ZM64 204H65V202H64ZM66 204H67V203H66ZM68 204H69V203H68ZM70 204H71V203H70ZM224 204H225V203H224ZM226 204H227V203H226ZM230 204H232V203L230 202ZM238 204H239V203H238ZM12 205H13V204H12ZM37 205H38V204H37ZM54 205H55V204H54ZM182 205H183V204H182ZM184 205H185V204H184ZM191 205H192V204H191ZM200 205H201V204H200ZM213 205H214V204H213ZM233 205H234V204H233ZM233 205H232V206H233ZM7 206H8V205H7ZM33 206H34V205H33ZM57 206H58V205H57ZM64 206H65V205H64ZM93 206H94V205H93ZM171 206H172V205H171ZM217 206H218V205H217ZM227 206H228V204H227ZM235 206H236V205H235ZM14 207H15V206H14ZM71 207H72V206H71ZM95 207H97V205H96ZM200 207H201V206H200ZM204 207H205V206H204ZM204 207H203V208H204ZM206 207H207V206H206ZM208 207H209V206H208ZM208 207H207V208H208ZM229 207H231V206H229ZM238 207H239V206H238ZM255 207H256V206H254V208H255ZM33 208H34V207H33ZM38 208H39V207H38ZM41 208H42V207H41ZM43 208H45V207H43ZM173 208H175V207H173ZM188 208H189V207H188ZM209 208H210V207H209ZM215 208H216V206H215ZM217 208H219V207H217ZM223 208H224V207H222V209H223ZM242 208H243V207H242ZM245 208H246V207H245ZM251 208H252V207H251ZM39 209H40V208H39ZM61 209H62V206H61ZM88 209L90 210V208H88ZM95 209H96V208H94V210H95ZM121 209H122V208H121ZM211 209H213V208H211ZM219 209H220V208H219ZM226 209H227V207H226ZM229 209H230V208H229ZM236 209H238V208H236ZM239 209H240V208H239ZM258 209H259V208H258ZM15 210H16V208H15ZM33 210H34V209H33ZM51 210H52V209H51ZM54 210H55V209H54ZM62 210H63V209H62ZM94 210H93V211H94ZM246 210H247V209H246ZM252 210H253V209H252ZM31 211H32V210H31ZM70 211H71V210H70ZM84 211H85V210H84ZM93 211H91L92 213L89 212V214H93ZM96 211H97V210H96ZM96 211H95V212H96ZM128 211H129V210H128ZM128 211H127V212H128ZM148 211H150V210H148ZM148 211H147V212H148ZM196 211H197V210H196ZM204 211H205V210H204ZM206 211H207V209H206ZM213 211H214V210H213ZM223 211H224V210H223ZM234 211H235V210H234ZM237 211H238V210H237ZM237 211H236V212H237ZM242 211H243V210H242ZM1 212H2V211H1ZM14 212H15V211H14ZM21 212H22V210H21ZM72 212H74V211H72ZM123 212H124V211H123ZM200 212H201V211H200ZM219 212H220V211H219ZM226 212H227V211H226ZM260 212H261V211H260ZM45 213H47V212H45ZM58 213H59V209H58ZM63 213H65V212H63ZM86 213H88V212H86ZM145 213H146V212H145ZM220 213H221V212H220ZM220 213H219V214H220ZM232 213H233V212H232ZM243 213H244V212H243ZM247 213H248V212H247ZM247 213H246V214H247ZM261 213H262V212H261ZM19 214H20V213H19ZM21 214H22V213H21ZM31 214H32V213H31ZM33 214H34V213H33ZM198 214H199V212H198ZM204 214L206 215V213H204ZM219 214H218V215H219ZM236 214H237V213H236ZM259 214H260V213H259ZM12 215H13V214H12ZM22 215H23V214H22ZM58 215H62V214H58ZM64 215H65V214H64ZM64 215H62V216H64ZM66 215H68V214L66 213ZM75 215H76V214H75ZM75 215H74V216H75ZM83 215H84V214H83ZM190 215H191V214H190ZM234 215H235V214H234ZM244 215H245V214H243V216H244ZM247 215H248V214H247ZM24 216H25V215H24ZM27 216H28V215H27ZM40 216H41V215H40ZM54 216L56 217V215H54ZM70 216H71V215L69 214V217H70ZM74 216H73V217H74ZM84 216H85V215H84ZM86 216H88V214H87ZM89 216H90V215H89ZM93 216H95V215H93ZM96 216H97V215H96ZM126 216H127V215H126ZM149 216H150V215H149ZM200 216H201V215H200ZM210 216H211V215H210ZM222 216H223V214H222ZM232 216H233V214H232ZM238 216H241V215H238ZM260 216H261V215H260ZM11 217H12V216H11ZM13 217H14V216H13ZM80 217H83V216L80 215ZM143 217H144V216H143ZM185 217H186V216H185ZM206 217H207V216H206ZM241 217H242V216H241ZM241 217H240V218H241ZM36 218H37V217H36ZM47 218H48V217H47ZM57 218H58V217H57ZM64 218H65V217H64ZM70 218H71V217H70ZM87 218H88V217H87ZM148 218H149V217H148ZM158 218H159V217H158ZM193 218H194V217H193ZM215 218H217V217L215 216ZM224 218H225V217H224ZM233 218H234V217H233ZM240 218H239V219H240ZM244 218H245V217H244ZM2 219H3V218H2ZM13 219H14V218H13ZM25 219H26V218H25ZM40 219H43V218H40ZM58 219H59V218H58ZM71 219L73 220L74 218H71ZM90 219H91V216H90ZM141 219H142V218H141ZM205 219H207V218H205ZM8 220H9V219H8ZM74 220H75V219H74ZM76 220H77V219H76ZM83 220H84V219H83ZM92 220H93V219H92ZM189 220H190V219H189ZM226 220H227V219H226ZM236 220H237V219H236ZM244 220H246V219H244ZM49 221H50V220H49ZM87 221H89V220H87ZM139 221H140V220H139ZM223 221H224V220H223ZM231 221H232V220H231ZM242 221H243V218H242ZM3 222H4V221H3ZM14 222H15V221H14ZM33 222H34V221H33ZM41 222H42V221H41ZM89 222L91 223V221H89ZM169 222H170V221H169ZM175 222H176V221H175ZM175 222H174V223H175ZM202 222H203V221H202ZM228 222H229V220H228ZM228 222H227V223H228ZM39 223H40V222H39ZM45 223H46V222H45ZM45 223H44V224H45ZM80 223H81V222H80ZM142 223H143V222H142ZM178 223H179V222H178ZM233 223H234V221H233ZM46 224H47V223H46ZM145 224H146V223H145ZM147 224H148V223H147ZM176 224H177V223H176ZM207 224H208V223H207ZM12 225L14 226L13 223H12ZM42 225H43V224H42ZM165 225H167V221H166V224H165ZM179 225H180V224H178V227H179ZM192 225H193V224H192ZM194 225H195V224H194ZM208 225H209V224H208ZM1 226H2V225H1ZM6 226H7V225H6ZM15 226H17V225L15 224ZM18 226H19L20 228H23V227H21L20 225H18ZM22 226H23V225H22ZM26 226H28V225H25V227H26ZM29 226H30V223H29ZM40 226H41V225H40ZM52 226H54V225H52ZM206 226H207V225H206ZM59 227H60V226H59ZM89 227H90V225H89ZM149 227H150V226H149ZM16 228H17V227H16ZM172 228H173V226H172ZM172 228H171V229H172ZM66 229H67V228H66ZM0 230H1V229H0ZM2 230H3V229H2ZM24 230H25V229H24ZM67 230H68V229H67ZM76 230H77V233H78V232H79L78 229H76ZM83 230H85V228H84ZM147 230H148V229H147ZM155 230H156V229H155ZM178 230H180V228H179ZM25 231H26V230H25ZM27 231H28V230H27ZM37 231H38V230H37ZM55 231H56V230H55ZM65 231H66V230H65ZM65 231H64V232H65ZM74 231H75V230H74ZM1 232H2V231H1ZM19 232H20V231H19ZM28 232H29V231H28ZM69 232H70V231H69ZM154 232H158V229H157L156 231H154ZM178 232H179V231H178ZM11 233H12V232H11ZM35 233H36V232H35ZM39 233H40V230H39ZM65 233H66V232H65ZM77 233H76V234H77ZM145 233L147 234V233H149V232L146 231ZM159 233H161V231H160ZM262 233H263V232H262ZM0 234H1V233H0ZM2 234H3V232H2ZM4 234H5V233H4ZM8 234H9V233H8ZM8 234H7V236H8ZM25 234H26V232H25ZM61 234H62V233H61ZM67 234H68V233H67ZM69 234H70V233H69ZM76 234H75V235H76ZM26 235L28 236V234H26ZM56 235H57V234H56ZM73 235H74V234H73ZM73 235H72V236H73ZM148 235H149V234H148ZM261 235H263V234H261ZM0 236H1V235H0ZM10 236H11V235H10ZM63 236H64V233H63ZM63 236H62V237H63ZM65 236H66V235H65ZM76 236H78V235H76ZM80 236H82V235H80ZM80 236H79V237H80ZM143 236H144V235H143ZM3 237H4V235H3ZM18 237H19V236H18ZM25 237H26V236H25ZM145 237L147 238V235H146ZM151 237H152V236H151ZM0 238H2V237H0ZM14 238H15V237H14ZM29 238H30V237H29ZM67 238H69V236H68ZM74 238H75V237H74ZM77 238H78V237H77ZM153 238H154V237H153ZM157 238H158V237H157ZM5 239H6V243H7V238H4V241H5ZM11 239H12V238H11ZM31 239H32V238H31ZM63 239H64V238H63ZM63 239H62V240H63ZM155 239H156V236H155ZM155 239H154V240H155ZM29 240H30V239H29ZM32 240H34V239H32ZM37 240H38V239H37ZM39 240H41V238H40ZM72 240H74V239L72 238ZM80 240H81V239H80ZM115 240H116V239H115ZM115 240H114V241H115ZM144 240H145V239H144ZM164 240H165V239H164ZM164 240H163V241H164ZM178 240H180V239H178ZM1 241L3 242V240H1ZM17 241H20V240H17ZM23 241H24V239H23ZM23 241H22V242H23ZM35 241H36V240H35ZM50 241H51V240H50ZM81 241H82V240H81ZM84 241H85V240H84ZM157 241H158V239H157ZM2 242H1V243H2ZM29 242H30V241H29ZM32 242H33V241H32ZM40 242H43V241L41 240V241H38V242L36 243V245H37L38 247H39V243H40ZM47 242H48V241H47ZM51 242H52V241H51ZM51 242H50V243H51ZM63 242H64V241H63ZM69 242H70V241H69ZM73 242H74V241H73ZM152 242H153V240H152ZM26 243H27V242H26ZM50 243H49V244H50ZM80 243H81V242H80ZM80 243H79V244H80ZM164 243H165V242H164ZM179 243H180V242H179ZM2 244H4V243H2ZM27 244H28V243H27ZM77 244H78V243H77ZM77 244H76V245H77ZM79 244H78V245H79ZM190 244H191V243H190ZM9 245H10V244H9ZM12 245H14V244H12ZM12 245H11V246H12ZM29 245L32 247L33 243H31V244L29 243ZM65 245H66V243H65ZM65 245H64V246H65ZM74 245H75V243H74ZM78 245H77V246H78ZM85 245H86V244H85ZM150 245H151V244H150ZM150 245H149V246H150ZM33 246H35V244H34ZM37 246H36V248H35V247H32V250H33V248H35V250H36V252H37V254H38L39 250L41 251V245H40V249H39ZM44 246H45V244H44ZM53 246H54V245H53ZM8 247H9V246H8ZM20 247H21V249H22V246H20ZM26 247H28V245H27ZM46 247H47V246H46ZM131 247H132V246H131ZM151 247H152V246H151ZM12 248H13V247H12ZM15 248H16V247H15ZM37 248H38L39 250H38ZM54 248H55V247H54ZM63 248H64V247H63ZM72 248H73V246L69 248V251H68L69 254H70L71 252L73 253L72 250L75 249V247H74L73 249H72ZM76 248H77V247H76ZM87 248H88V247H87ZM87 248H85V249H87ZM152 248H153V247H152ZM161 248H162V246H161ZM5 249H6V247H5ZM21 249H20V251H21ZM44 249H45V247H44ZM46 249L48 250V248H46ZM70 249H72V250H70ZM79 249H80V248H79ZM88 249H89V248H88ZM88 249H87V250H88ZM148 249H149V248H148ZM153 249H154V248H153ZM6 250H7V249H6ZM22 250H24V249H22ZM37 250H38V251H37ZM63 250H64V249H63ZM63 250H61V251H63ZM75 250H77V249H75ZM75 250H74V251H75ZM82 250H84V249H82ZM89 250H90V249H89ZM0 251H1V250H0ZM27 251H28V252H27ZM48 251H49V250H48ZM61 251H60V252H61ZM66 251H67V250H66ZM80 251H81V250H80ZM127 251H130L129 248H128ZM11 252H13V251H11ZM21 252H22V251H21ZM50 252H51V251H50ZM56 252L58 253V255H60V257L65 255V254H64V253H65V250L63 251L64 253L61 252L62 255L59 253V251H56ZM56 252H54V255L56 254ZM82 252H84V251H82ZM82 252H81V253H82ZM88 252H89V251H88ZM142 252H143V251H142ZM145 252H146V251H145ZM162 252H163V251H162ZM5 253H6V252H5ZM27 253L29 254V248L26 249V254H25V256L27 255V257H29ZM32 253H35V252H32ZM39 253H40V252H39ZM43 253H44V252H43ZM52 253H53V251H52ZM72 253H71V254H72ZM76 253H77V252L75 251V254H76ZM143 253H144V252H143ZM147 253H148V252H147ZM30 254H31V252H30ZM35 254H36V253H35ZM35 254H34V255H35ZM37 254H36V255H37ZM45 254H46V253H45ZM63 254H64V255H63ZM82 254L84 255V253H82ZM82 254H81V255H82ZM90 254H91V253H90ZM90 254H89V255H90ZM132 254H133V252H132ZM2 255H3V254H2ZM38 255H39L40 257H38ZM38 255L35 256V257H37V258H41V257H43V258L41 259V261L44 260V254H38ZM42 255H43V256H42ZM46 255H47V254H46ZM72 255H73V254H72ZM72 255H71V256H72ZM87 255H88V254H87ZM140 255H141V254H140ZM142 255H144V254H142ZM157 255H158V254H157ZM11 256H12V255H11ZM49 256L52 257L51 255H48V257H49ZM71 256H70V257H71ZM84 256H85V255H84ZM35 257H33V258H35ZM48 257H47V258H48ZM53 257H54V256H53ZM53 257H52V258H53ZM91 257H92V256H91ZM132 257H133V256H132ZM146 257H147V256H146ZM4 258H5V257H4ZM11 258H12V257H11ZM31 258H32V256H31ZM33 258H32V259H33ZM52 258H51L50 260H52ZM54 258H56V257H54ZM61 258H62V261H63V257H61ZM82 258H83V257H82ZM82 258H81V259H82ZM128 258H129V257H128ZM154 258H155V257H154ZM28 259H29V258H28ZM57 259H60V258L57 257ZM68 259H69V258H67V259H65V260H68ZM74 259H75V258H74ZM141 259H142V258H141ZM145 259H146V258H145ZM4 260H7V259H4ZM19 260L21 261V258H19ZM23 260H24V259H23ZM38 260H40V259H38ZM38 260H37V261H38ZM45 260H46V258H45ZM48 260H49V259H48ZM65 260H64V261H65ZM82 260H84V259H82ZM148 260H149V259H148ZM10 261H11V260H10ZM10 261H9V262H10ZM17 261H18V260H17ZM34 261H35V260L33 259V262H34ZM46 261H47V260H46ZM53 261H54V260H53ZM55 261H56V260H55ZM64 261H63V262H64ZM13 262H14V261H13ZM18 262H19V261H18ZM26 262H28V261L26 260ZM39 262H40V261H39ZM39 262H38V263H39ZM43 262H44V261H43ZM58 262H60V261H58ZM63 262H61V263H63ZM68 262H69V260H68ZM68 262H67V264H69ZM130 262H131V261H130ZM4 263H5V261H4ZM4 263H3V264H4ZM14 263H15V262H14ZM19 263H20V262H19ZM30 263H31V262H30ZM41 263H42V262H41ZM125 263H126V262H125ZM7 264H8V263H7ZM33 264H34V263H33ZM36 264H37V263H36ZM39 264H40V263H39ZM45 264H47V262H45ZM53 264H54V263H53ZM63 264H64V263H63ZM72 264H74V263L72 262ZM126 264H127V263H126Z\"/></svg>",
	"mask_w": 264,
	"mask_h": 264
}]
</instances>
